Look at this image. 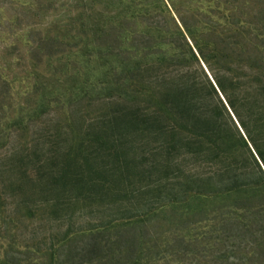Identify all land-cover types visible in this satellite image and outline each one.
<instances>
[{
  "label": "trees",
  "instance_id": "trees-1",
  "mask_svg": "<svg viewBox=\"0 0 264 264\" xmlns=\"http://www.w3.org/2000/svg\"><path fill=\"white\" fill-rule=\"evenodd\" d=\"M260 7L255 30L237 18L219 28L170 15L132 44L82 49L85 94L112 107L87 124L74 115L65 145L57 139L37 160L15 153L0 172L34 170L30 186L2 184L19 193L20 217L40 211L67 228L37 243L35 256L13 236L0 264H264ZM7 194L0 187V213ZM209 212L221 226L200 241L192 225Z\"/></svg>",
  "mask_w": 264,
  "mask_h": 264
},
{
  "label": "rangeland",
  "instance_id": "rangeland-1",
  "mask_svg": "<svg viewBox=\"0 0 264 264\" xmlns=\"http://www.w3.org/2000/svg\"><path fill=\"white\" fill-rule=\"evenodd\" d=\"M260 8V0H0V172L9 162L11 166L15 153L16 160L22 151L27 160H37L41 149L50 148L57 139L65 145L64 132L74 115L87 124L112 107L107 97L85 94L87 71L80 57L82 49L132 44L155 23L169 26L170 15L178 20L179 16L203 22L211 19L219 28L228 27L224 24L228 18H237L241 28L255 30ZM115 36L121 39L111 38ZM50 48L65 52L53 56ZM74 82L79 85L73 87ZM34 174L29 167L27 173L16 167L0 174V187L8 193L0 213V258L13 236L17 238L14 248L31 254L24 245L32 246L35 256L37 243L46 238L48 246L50 237L67 228V223L61 227L47 215L42 220L40 211L35 217H20L19 193L12 197V189L6 185L10 179L24 178L30 186ZM201 199L211 204L212 198ZM87 218L81 216L76 223ZM222 218L219 212H209L192 225L191 233L199 235L200 241L216 235ZM213 243L211 239L210 245Z\"/></svg>",
  "mask_w": 264,
  "mask_h": 264
}]
</instances>
